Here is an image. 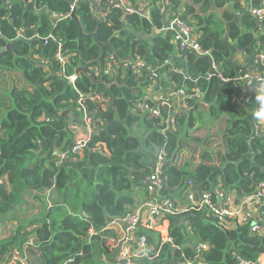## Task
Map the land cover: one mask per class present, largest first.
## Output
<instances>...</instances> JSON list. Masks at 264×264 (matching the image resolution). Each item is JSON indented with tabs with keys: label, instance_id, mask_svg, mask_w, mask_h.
<instances>
[{
	"label": "trees",
	"instance_id": "obj_1",
	"mask_svg": "<svg viewBox=\"0 0 264 264\" xmlns=\"http://www.w3.org/2000/svg\"><path fill=\"white\" fill-rule=\"evenodd\" d=\"M128 1L146 4L148 17L111 8L107 0L99 6L0 0V225L30 191L48 190L49 200L53 194L49 209L37 197L44 203L37 228L22 236L19 225L10 240L0 241V257L15 248L22 252L32 235L39 264L110 259L111 250L101 241L106 225L137 213L138 192L145 188L139 185L153 175L147 163L160 153L161 188L154 190L149 182L141 206L166 197L171 214H161L155 226L143 221L136 227L135 236H145L147 248L138 255L143 261L132 259L134 264L197 258L201 264H263L264 241L251 231L250 220L227 228L225 215L210 214L196 199L191 206L179 204L187 183L198 194L208 192L216 204L218 193L233 191L240 203L264 180V137L253 134L247 118L253 107L240 101L241 86L229 82L245 75L232 63V53H262L264 35L255 38L256 21L241 0ZM252 1L255 7L261 0ZM73 12L83 36L69 19ZM181 17L209 52L207 60L180 50L168 26ZM57 54L66 58L64 64ZM136 57L143 68H123ZM212 65L219 75H209ZM10 72L20 79L8 78ZM224 119L215 136L221 147L214 162L205 155L197 166L175 164L182 149L197 143L194 130ZM83 124L93 135L90 149L72 155L78 133L71 127ZM198 244L205 248L197 250Z\"/></svg>",
	"mask_w": 264,
	"mask_h": 264
},
{
	"label": "built area",
	"instance_id": "obj_2",
	"mask_svg": "<svg viewBox=\"0 0 264 264\" xmlns=\"http://www.w3.org/2000/svg\"><path fill=\"white\" fill-rule=\"evenodd\" d=\"M67 1L70 2L72 6H74L79 1H92L93 3H95V5L99 6L102 0H67ZM107 2L109 6H111V8L121 9L127 14L137 13L138 15L143 16L145 18H147L149 15V10L146 4L134 6L128 0H107ZM248 13L255 19L256 22H258L262 27H264V0H261L257 6L249 9ZM184 21L185 20L181 18H178V19L176 18L171 23H169V26H168L169 29L175 31L176 41H178L180 50L183 52L194 53L199 57L207 58L209 56V52L201 49L199 45V37L194 38L192 36L193 29L187 24H185ZM263 57H264L263 53L256 54L255 56H253L254 62L257 65H260ZM57 60L60 62V64H64L66 62V58L60 56L59 54H57ZM111 67H112L111 64H107L105 73L108 74V71L111 69ZM143 67H144V64L139 57H136L134 60H132L129 63L123 64V68L125 69L129 68L130 70H133L134 72H137L138 69L143 68ZM211 70L214 72H218L219 69L216 66L212 65ZM217 75H219V73H217ZM252 78L254 81L258 83L261 80H264V78H261V77L257 78L256 76L245 74L243 77L240 78V81H249ZM73 79L74 78L71 77L69 82H72ZM229 81H234V79H231ZM176 93L179 97L183 95L182 91H176ZM151 98L161 101V100H165L166 96H165V99H163V97H160V96L156 97L155 95H151ZM79 103L81 104L82 100H79ZM153 112L155 113V111ZM82 128L86 130V135L83 139L80 138L79 140L76 141L75 146L70 151L72 155L78 154L80 149L82 147H85L86 144L89 142L88 140L89 136L92 135L91 130L88 126L83 124ZM71 129L75 130V132L77 133L79 127H77L76 125H73ZM263 130H264V119L257 118L256 123L253 127V134L256 137L262 138V136L264 135L262 134ZM65 158L66 156H62L61 160ZM163 158H164L163 155H161L160 153L157 155V161L161 162ZM149 182L151 183V186L154 190L161 188L162 180H161L158 169L154 170L153 175L149 179ZM187 185H190V183H187ZM199 198H200L199 200L200 207L206 208L210 214L215 213L219 217L226 215L227 207L232 204L231 197L230 196L228 197L227 192L218 193V198L223 199L222 207H218L216 204H214L210 200V194L208 192L200 194ZM263 198H264V180L260 182L256 193L244 199L243 203L245 205L252 203L256 207V209L260 210L261 219L252 225L251 231L255 233L256 235L260 236L264 241V234H262L263 228H264V202L262 201ZM189 199L191 200L190 201L191 203L193 204L195 203L194 201L196 198L194 194H190ZM170 206L171 205H170L169 199L166 197H161V196L152 198L151 201L143 204L144 210L148 211L153 216L152 221H154L155 223H157L156 221L160 219L161 214L163 213L171 214ZM155 216H156V219H154ZM113 221L118 222L120 224H125L126 226V232H127V238H128L127 243L134 244L135 250L138 252L136 255H134L131 258V260L135 259L140 254H144L147 248L146 238L145 236H138V237L135 236L136 227L141 222H143L139 214L136 213L135 215L134 214L129 215L126 218L122 219L121 221H118V220H113ZM149 224L153 225L151 221L149 222ZM167 241H170V239H167ZM29 245H30L29 243L25 244V246H23L22 252H19L17 250L12 251L13 253L12 259L14 260V262H12L11 264H29L28 263V256H29L28 246ZM134 246L129 245L123 250V254L125 257H128L131 255L133 251L132 247ZM204 248H205V245H202V244L197 245V250L204 249ZM20 257H23L25 260L24 261L19 260ZM196 260L191 261V262H185L184 264H201L200 259H198L199 261H196ZM70 262L71 260H69L68 262L64 264H69ZM175 264H183V263L178 262Z\"/></svg>",
	"mask_w": 264,
	"mask_h": 264
},
{
	"label": "crops",
	"instance_id": "obj_3",
	"mask_svg": "<svg viewBox=\"0 0 264 264\" xmlns=\"http://www.w3.org/2000/svg\"><path fill=\"white\" fill-rule=\"evenodd\" d=\"M240 6L242 8H244L243 9L244 12H246V11L248 12L249 9L254 7V4H253L252 0H241ZM253 34H254L255 38L258 39L261 35H264V27L259 26L258 30L253 32ZM223 40H226V42L229 45L232 44L229 40L227 41V39H223ZM261 52L264 55V51H261ZM232 55H233L232 63L236 67H239V69H241V71H243L242 74H249L251 76H256L257 78H260V77L264 78V69L261 68V66L264 68V57H263L260 65L257 66V64L254 62L253 56L246 55L245 53L238 52V51H236L235 53H232ZM17 78L20 79L19 74L15 78L16 81H17ZM229 82H231L234 85H236V84L240 85L241 89L243 91V95H244V97L240 98V101L243 103L248 102L252 105L253 111H251V113L248 115L247 118H251L252 127H254V125L256 123V119H257L254 116V111H255V108L257 107V105L255 103V96L257 95V91H256L257 85H255V83H254L256 81H254L252 78L249 81H239V82L229 81ZM256 83H258V82H256ZM222 121H223V123H221ZM222 121L221 122L220 121L214 122V123L213 122L211 123V121L206 122V123H211L210 125H208L210 127L207 131H204L201 128L194 130L193 134H194V138L197 139V143L192 147L182 149L178 159L175 161V164L177 166H182L185 163H190L192 166H197L198 164L203 162L205 155L208 156L211 163L214 162L215 155H216V153L219 152V148L221 147L220 142L216 140L215 136L217 137L216 134H217V131L219 129H223V124L225 122V119ZM80 129L82 130V132L79 133V129H78V131H77L78 134L76 133L77 135L75 137L76 140H79L80 138L83 139L86 135V130L84 128H80ZM137 131L138 130H136L135 133H137ZM211 131H215L216 133H211ZM262 137H264V135ZM154 165L155 164H154L153 159L149 160V162L147 163V166L149 168H151V170H153ZM158 165H159V163L156 164L157 168H158ZM153 172H154V170H153ZM262 173L264 174V170ZM148 184H149V178H146V179L142 178V181H141V184L139 185V187H141V188L145 187V188H143V190L138 192L139 208L135 207L134 209L136 210L137 213H139V216H140V218H142V221H145V222L151 221V223L155 226L156 223L154 221H152L153 216L148 211L143 210L142 206H141L142 201H144V199H146L145 194L146 193L150 194V188L148 187ZM194 188H195L194 186L186 185V190L183 192L184 201L182 202V204L180 203L179 205H181V206L193 205V203L191 204V202H190L191 200L189 199L190 194H194L195 198L197 197L196 201L200 200V198H199L200 194H198V191H196ZM145 191H148V192L145 193ZM175 193L177 194V192H175ZM175 193H172V191H171L172 196ZM52 195L53 194L51 193L50 200L52 198ZM30 196H31L32 200H34V202H36V203L39 201V199H37V197H42V196H45L44 198H45L46 202H50V200L47 199V196H48L47 192H45L44 195H41L40 192H33L32 195H30ZM229 196L231 197V200H232L231 203L232 204L227 207V211H226V215H225L227 217L226 219H228V223H229L228 225H226L227 228H231L233 226V224H237L236 222L239 223V222H242L245 220H250L251 223L254 224L261 219L260 210L256 209V207L252 203L245 205L243 203L244 199L241 200L239 203V199H237V195L234 191L231 192L228 195V197ZM26 199H25V201H27ZM175 201H177V203H178L179 199L175 198ZM24 205L25 204H22L18 208H16L13 211L12 215H14L15 212L17 210H19L21 207H23ZM216 205L218 207H222L223 206V199L217 198L216 199ZM37 219H38V217H36L32 220V223H31L32 227L29 229L32 231H30V232H33L37 228ZM16 222H17V220L16 221L14 220V222L12 224H16ZM105 230L107 231V234L102 236L101 241L104 242L107 246H109L111 253L108 254L110 256V259H106L105 256L101 257L104 259V260L100 259L101 264H134V262L131 260V258L134 255H136L138 252L135 250L134 244H128L127 243L128 238H127V232H126L125 224H120L118 222L111 221L106 225ZM262 234H264V230H263ZM26 235H28V234H26ZM31 236L32 235H30L28 237L29 240H32ZM129 245L134 246V247H132L133 251H132L130 256L125 257L123 254V250L126 247H128ZM142 257L143 256H140L138 258V256H137L136 257L137 259L135 258V260L142 262L143 260H140V258H142ZM182 261H185V259L180 260L179 263L184 264L185 262H182ZM263 264H264V262H263Z\"/></svg>",
	"mask_w": 264,
	"mask_h": 264
},
{
	"label": "rangeland",
	"instance_id": "obj_4",
	"mask_svg": "<svg viewBox=\"0 0 264 264\" xmlns=\"http://www.w3.org/2000/svg\"><path fill=\"white\" fill-rule=\"evenodd\" d=\"M8 74V78H13V76H17V72L16 75H13L12 72L7 73ZM4 76V73L0 76V78H2ZM13 80V79H12ZM14 82V81H13ZM1 84V83H0ZM208 125H201V129L204 131L208 130ZM82 132V130L79 128V133ZM211 133H216L215 131H211ZM217 135V134H216ZM192 137L194 138V134L192 135ZM41 195H44L45 192L47 191H39ZM33 193V190L30 191L28 193V195L26 197H24L27 201H25L23 204H25L23 207H21L20 210H17L15 212V215H9V218L3 223V225L0 227V241H8L10 240L14 234L15 231L17 230L18 226H22L21 232L20 234L22 236H25L26 234H31L32 230H29L32 225V220L36 217L38 218H43L44 216V203L40 200V202L38 201L37 203L34 202V200H32L31 196ZM31 199H30V198ZM43 198L45 196H42ZM41 197V198H42ZM29 199V200H28ZM44 201L46 202L45 198ZM47 203V202H46ZM46 208V207H45ZM14 220L16 222V224H12L14 222ZM31 248H35L34 246H31ZM12 254L11 252H7L3 257H0V264H11L12 262H14V260L12 259ZM30 256V257H29ZM28 256V263L30 264H39L38 261V257L39 255L37 254V248L35 250H33L31 252V254L29 253ZM101 260H104L103 258H100ZM19 260H25L23 257H20Z\"/></svg>",
	"mask_w": 264,
	"mask_h": 264
},
{
	"label": "clouds",
	"instance_id": "obj_5",
	"mask_svg": "<svg viewBox=\"0 0 264 264\" xmlns=\"http://www.w3.org/2000/svg\"><path fill=\"white\" fill-rule=\"evenodd\" d=\"M216 73H220V70H218V72H216ZM256 91H257V95L255 96V103H256L257 107L255 108L254 116L256 118H258V119H264V80H261L259 82V84L256 87ZM163 99H165V95L163 96ZM49 194H50V192L47 190V195H49ZM47 199H48V196H47ZM51 206H52V204L50 202H47L46 208L49 209V208H51ZM9 215H12V212L11 211L6 215L5 220L9 217ZM4 221L1 223L0 227L2 226V224L4 223ZM27 243L30 244L29 245V247H30L29 253L31 254V252L33 250H35L37 247L33 244V240H28V242H26V244ZM23 246H25V243H24ZM31 246H34L35 248L34 249L31 248ZM14 250H17V249L15 248V249L11 250L10 252L12 253V251H14Z\"/></svg>",
	"mask_w": 264,
	"mask_h": 264
},
{
	"label": "water",
	"instance_id": "obj_6",
	"mask_svg": "<svg viewBox=\"0 0 264 264\" xmlns=\"http://www.w3.org/2000/svg\"><path fill=\"white\" fill-rule=\"evenodd\" d=\"M69 19H71V20H73L75 23H76V25H77V27H78V29H79V34H80V36H83V32H82V27L80 26V24H79V22H78V19H77V17L75 16V14H74V12L70 15V18ZM181 19H185V17H182ZM256 26H257V28L259 27V26H261L258 22H256ZM224 42V41H223ZM231 50H232V52L234 51V49L233 48H231ZM208 58H206V60H207ZM78 71H82V69H79ZM217 73L216 72H214V71H210L209 72V75H216ZM255 83V85H258V83H256V82H254ZM93 137V135H91V138ZM86 148H88V149H90V140H89V142L86 144V146H85ZM154 158H155V161H154V166H153V170H155L156 169V163H157V159H156V157L154 156ZM188 217H193V215H188ZM201 218V217H200ZM196 261H199L198 259L196 260Z\"/></svg>",
	"mask_w": 264,
	"mask_h": 264
}]
</instances>
